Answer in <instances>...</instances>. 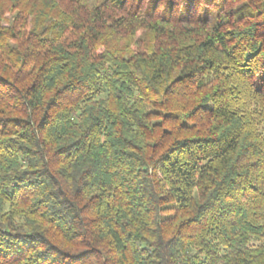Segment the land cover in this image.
I'll list each match as a JSON object with an SVG mask.
<instances>
[{
	"label": "trees",
	"instance_id": "trees-1",
	"mask_svg": "<svg viewBox=\"0 0 264 264\" xmlns=\"http://www.w3.org/2000/svg\"><path fill=\"white\" fill-rule=\"evenodd\" d=\"M0 264H264V0H0Z\"/></svg>",
	"mask_w": 264,
	"mask_h": 264
}]
</instances>
